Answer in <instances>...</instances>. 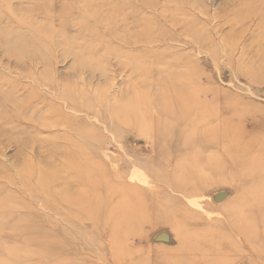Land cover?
<instances>
[{"label":"rangeland","instance_id":"374dc122","mask_svg":"<svg viewBox=\"0 0 264 264\" xmlns=\"http://www.w3.org/2000/svg\"><path fill=\"white\" fill-rule=\"evenodd\" d=\"M233 138L264 144V0H0V264H249L228 214L264 146Z\"/></svg>","mask_w":264,"mask_h":264},{"label":"bare ground","instance_id":"6f19581e","mask_svg":"<svg viewBox=\"0 0 264 264\" xmlns=\"http://www.w3.org/2000/svg\"><path fill=\"white\" fill-rule=\"evenodd\" d=\"M118 6H122V4H120L119 2ZM125 24L124 27H120L123 32L125 30ZM146 37L148 39L149 36L151 35L149 32L145 31V29L143 30V32ZM149 34V35H148ZM175 76L174 77V82L170 83V84H166V88L164 86L165 92H172V94L168 95V100L170 102H173L174 104H176L180 109H179V113H181V116L187 117V115H189V111H192V108L194 109V107L190 104H192L193 102H196V98L194 97V95H192L191 92H187V95L184 93L183 89L181 88L182 85L184 84L186 80V75L185 73H180V74H176L173 73ZM191 88V87H190ZM190 107H189V106ZM185 114V115H184ZM201 116L205 115V112H201L200 113ZM136 120V119H135ZM222 128H225L227 130V126H223ZM222 130V129H221ZM214 131H209V130H205V128L202 131V135L199 138H194V139H189L186 142L183 143L182 147L184 149H187L189 147H191V144L193 142H196L197 144H201L200 148H208V147H215L218 145H220L221 140L217 139V135L216 133H213ZM213 138L217 139V140H212ZM223 141V140H222ZM260 146H264L263 143H258L256 144L252 139H247L246 141H242L240 138H233L231 140V143L227 146V148L224 150V153L229 154V153H234V158L232 159V163H234L235 165H242L245 166L246 169L252 168L256 165H251L248 164L243 160V157L246 155V152L249 151H254V150H258V147ZM220 150V148H219ZM223 153V152H222ZM254 153V152H251ZM192 164V162H190L188 164V166H190ZM205 164V163H204ZM205 166H207L205 164ZM190 167H194V165L190 166ZM65 168L69 171H74L77 170L74 166V163L72 162H67L65 164ZM264 170V169H263ZM55 177H51L50 179H48L47 182H43L42 183H46L47 185L50 184L52 185V183L55 181ZM254 180V179H252ZM71 183V177L68 179L66 178V182L64 183V185L68 186ZM92 183V182H91ZM94 184V183H93ZM46 186V185H45ZM56 197H58L61 201H63L64 203H77L80 201H85V200H89V195L88 194H84V193H80L78 192L77 194L73 195L72 194H65V195H59L56 194ZM236 204H233V210L230 211V214H228L231 218H234V220H236V226H234V228L238 229L237 235L241 236L245 243H247L248 245H250L252 247V250H254V257L252 258V260L249 262V264H254V260L261 262L262 264H264V232H263V239L261 241L258 240L259 234L257 232V230L255 228H253L252 222L249 221L248 217H254V213L256 211L259 212V210L261 212H263V228H264V178L263 179H257L253 182L252 187L247 190V192H245V194L241 195V198H239L236 202ZM148 210H145L144 212H146ZM248 220V221H247ZM260 235H262L260 233Z\"/></svg>","mask_w":264,"mask_h":264},{"label":"water","instance_id":"95a60500","mask_svg":"<svg viewBox=\"0 0 264 264\" xmlns=\"http://www.w3.org/2000/svg\"><path fill=\"white\" fill-rule=\"evenodd\" d=\"M166 237L165 236H162V239H165Z\"/></svg>","mask_w":264,"mask_h":264}]
</instances>
